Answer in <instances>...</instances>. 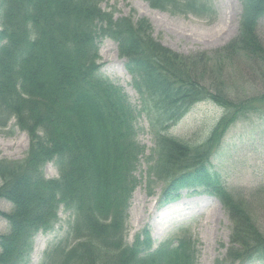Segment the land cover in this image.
<instances>
[{
    "label": "trees",
    "instance_id": "obj_1",
    "mask_svg": "<svg viewBox=\"0 0 264 264\" xmlns=\"http://www.w3.org/2000/svg\"><path fill=\"white\" fill-rule=\"evenodd\" d=\"M102 1L0 0V126L13 118L29 140L21 159L0 158V198L12 205L0 209L8 223L0 233V264H26L33 237L54 227L60 207L73 217L67 237L46 249L40 264H194L188 231L155 248L146 228L126 238L129 199L138 183L134 171L143 152L136 139L140 114L154 138L147 174L165 184L159 204L177 198L183 187L214 195L232 221L229 245L214 264H264V232L252 212V200L263 194L233 193L210 168L213 149L229 126L264 106V42L258 34L264 0H239V32L213 55L177 53L152 36L146 18L114 17ZM145 1L171 14L214 16L211 0ZM105 37L125 60L138 109L100 70L98 41ZM238 58L257 76L258 93L245 94L243 85L220 78L225 61ZM205 100L223 114L202 144L168 134L192 105ZM47 162L57 177L44 175Z\"/></svg>",
    "mask_w": 264,
    "mask_h": 264
},
{
    "label": "rangeland",
    "instance_id": "obj_2",
    "mask_svg": "<svg viewBox=\"0 0 264 264\" xmlns=\"http://www.w3.org/2000/svg\"><path fill=\"white\" fill-rule=\"evenodd\" d=\"M214 16L206 18L194 14H171L149 6L145 0H103L104 10H113L114 16L123 15L146 18L151 26L152 36L163 46L183 54L192 55L204 52L213 55L216 49L226 45L239 32L241 4L239 0H211ZM258 34L264 42V17L258 27ZM101 72L119 83L129 101L139 108V98L130 85V75L124 67V59L117 53L116 43L109 38L98 41ZM239 59V60H238ZM225 64L220 73L221 79L239 88L244 86L245 94H256L261 89L259 81L238 58ZM216 60L211 61L213 64ZM264 105V103L262 104ZM223 109L211 101H200L192 105L184 116L171 125L168 134L189 144H202L222 116ZM136 139L142 146V156L136 165L134 175L138 183L129 199L126 238L131 241L137 231L147 228L152 235L153 247L158 243L181 236L187 230L195 246L194 264H214L221 259L229 245L232 228L227 211L214 195L199 192L197 188L183 187L179 197L172 203L159 208L158 197L164 188L162 180L147 174L149 162L146 157L154 146L153 132L144 114L136 119ZM28 136L10 118L5 127L0 126V158L21 159L28 149ZM210 168L216 172L224 186L236 194L250 197L263 194L259 200H252L258 229L264 232V106L261 111L252 112L235 120L213 149ZM46 177H57L53 163L43 167ZM151 180L149 183L148 180ZM194 192V193H192ZM246 198V199H247ZM138 203L137 205H135ZM12 205L0 198V209L10 211ZM73 217L60 207L58 220L48 232H38L33 237V247L26 264H40L43 253L58 242H64ZM8 223L0 216V233L7 231ZM232 264H262L259 259Z\"/></svg>",
    "mask_w": 264,
    "mask_h": 264
},
{
    "label": "bare ground",
    "instance_id": "obj_3",
    "mask_svg": "<svg viewBox=\"0 0 264 264\" xmlns=\"http://www.w3.org/2000/svg\"><path fill=\"white\" fill-rule=\"evenodd\" d=\"M138 203H136L135 205H137Z\"/></svg>",
    "mask_w": 264,
    "mask_h": 264
}]
</instances>
